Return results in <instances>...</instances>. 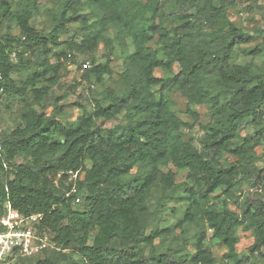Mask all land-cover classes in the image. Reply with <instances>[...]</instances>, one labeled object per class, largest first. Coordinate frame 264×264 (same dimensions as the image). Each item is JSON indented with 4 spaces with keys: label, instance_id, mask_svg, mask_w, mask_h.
<instances>
[{
    "label": "trees",
    "instance_id": "1",
    "mask_svg": "<svg viewBox=\"0 0 264 264\" xmlns=\"http://www.w3.org/2000/svg\"><path fill=\"white\" fill-rule=\"evenodd\" d=\"M241 1L0 0V115L21 103L0 130V216L7 203L41 214L37 230L53 245L16 264H264V16L247 49L258 38L228 13ZM65 62L80 77L53 94ZM81 82L102 89L88 105L59 104ZM204 104L206 124L192 108ZM72 106L80 112L68 119ZM244 124L252 131L241 135ZM166 202L178 205L175 223L161 227ZM239 230L252 235L246 251Z\"/></svg>",
    "mask_w": 264,
    "mask_h": 264
},
{
    "label": "rangeland",
    "instance_id": "2",
    "mask_svg": "<svg viewBox=\"0 0 264 264\" xmlns=\"http://www.w3.org/2000/svg\"><path fill=\"white\" fill-rule=\"evenodd\" d=\"M55 2L56 0H49L47 6L52 7L55 5ZM247 6H249V8ZM228 13L230 15V18L233 19L236 23L240 24L244 28V30L254 34L256 38H258L253 43L243 45L247 49L253 48L254 45L258 43L260 40V37L257 35V33L259 30L258 27L261 24V20L264 16V0L241 1L237 4L235 8L229 9ZM40 23L41 22H35L37 27H39ZM132 50H133L132 44L129 40L127 41V47L125 49L119 50L115 48V51L112 54V63H111L113 74L111 76V79L105 81L106 85H111V86L115 85V81L117 80L118 74L121 70L123 57ZM105 52H106L105 48L101 45L96 53V56L99 61L103 60V55L105 54ZM81 57L82 56H80V58L77 57V59L81 60ZM249 60H250L249 56L238 54L234 59V62L246 63ZM257 62H259V58L257 59ZM79 77H80V71L77 69V64H72L71 62H65V65L61 70L59 85L53 87L52 89L53 94H57V95L63 94L64 91L68 90V87L70 85L78 81ZM87 87L88 84L85 82H81L80 84L76 85V87L73 90L68 91V95L66 96V98L60 101L59 104H69L70 106L74 102L78 101L82 104L88 105V102L91 100L92 96H94L95 93L101 91L102 86L99 84L95 85V88L93 89L92 92L89 91ZM171 97L175 102V110L178 116L183 120H188V121L191 120L190 116H188V114L185 112L186 102L184 98H182L178 93H172ZM53 107L54 105H52L47 111L50 112ZM192 108L194 111L198 112L199 121L202 124H206L209 120L208 106L204 104V105L194 106ZM20 109H21V103H16L14 108L10 112L1 113L0 130L12 128L15 125L13 120L16 119V115ZM65 109L67 110L69 108H65ZM79 112L80 110H78L76 106H72L71 112L68 113V119H74ZM107 124H113V122H108ZM251 131L252 128L251 126H248V124H244L243 127H241V135H244ZM188 135L194 138V143L198 146V140L202 136V132L198 128V126H195L192 130H190L188 132ZM256 152L260 154L262 152V149L258 147L256 148ZM257 165L264 166V156L259 157ZM163 169L164 171L171 170L174 173V179L176 182L183 181L186 178V171L174 168L172 165H168ZM243 190L245 191V193H248V189L246 188L245 185H243ZM165 206L166 209L168 208V210H166L162 215V219L159 223L161 227L172 226L175 223V219L173 218L171 211L169 209L174 206L178 207V205L168 202L165 203ZM182 214H183V209L181 208L176 213V216L182 217ZM238 233L240 239L238 241V244L236 245V249L239 252L246 251L247 247L252 243L253 240L252 235L250 234V232H245L242 230H239ZM155 242L157 243L158 240H156ZM210 242L214 255L216 256L217 260H220L221 255L224 251L223 246L219 244L215 239H212ZM163 248L159 246V250H163Z\"/></svg>",
    "mask_w": 264,
    "mask_h": 264
},
{
    "label": "built area",
    "instance_id": "3",
    "mask_svg": "<svg viewBox=\"0 0 264 264\" xmlns=\"http://www.w3.org/2000/svg\"><path fill=\"white\" fill-rule=\"evenodd\" d=\"M82 67H89L88 61ZM74 201L78 202L79 198ZM6 207L0 216V264H16L21 258L38 256L53 247L47 234L37 230L41 214L22 215L9 203Z\"/></svg>",
    "mask_w": 264,
    "mask_h": 264
}]
</instances>
